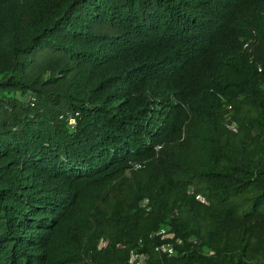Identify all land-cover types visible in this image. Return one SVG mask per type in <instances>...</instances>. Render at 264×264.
Wrapping results in <instances>:
<instances>
[{"label":"trees","instance_id":"obj_1","mask_svg":"<svg viewBox=\"0 0 264 264\" xmlns=\"http://www.w3.org/2000/svg\"><path fill=\"white\" fill-rule=\"evenodd\" d=\"M263 85L264 0H0V264H264Z\"/></svg>","mask_w":264,"mask_h":264},{"label":"built area","instance_id":"obj_2","mask_svg":"<svg viewBox=\"0 0 264 264\" xmlns=\"http://www.w3.org/2000/svg\"><path fill=\"white\" fill-rule=\"evenodd\" d=\"M258 70L260 71L261 68H258ZM20 99L27 101L31 104H33V101H34V97L32 95H27V97L24 99L20 97ZM228 108L230 109V106ZM68 122L72 124L74 122L73 118H69ZM229 127L234 129V125L230 124ZM197 198L202 202L205 201L201 195H197ZM146 203H147V199H145L142 204L146 205ZM150 236H160L161 238L164 239V241L154 246V251L160 255L161 254H164L166 256L173 255L176 250L175 249L176 244L181 243V239L174 238L173 234L170 232V229L168 227H161L160 229L152 232ZM106 243L107 242L105 240H100L99 247L105 246ZM128 263L129 264H151L146 253L139 249H130L129 255H128Z\"/></svg>","mask_w":264,"mask_h":264},{"label":"rangeland","instance_id":"obj_3","mask_svg":"<svg viewBox=\"0 0 264 264\" xmlns=\"http://www.w3.org/2000/svg\"><path fill=\"white\" fill-rule=\"evenodd\" d=\"M20 97L24 99V98L27 97V95H26V94H24V95H20Z\"/></svg>","mask_w":264,"mask_h":264}]
</instances>
